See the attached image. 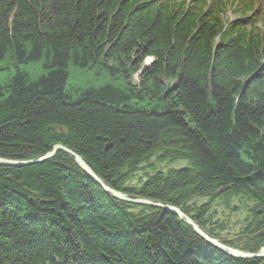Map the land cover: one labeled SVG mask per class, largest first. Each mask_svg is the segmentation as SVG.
<instances>
[{"label":"trees","instance_id":"trees-1","mask_svg":"<svg viewBox=\"0 0 264 264\" xmlns=\"http://www.w3.org/2000/svg\"><path fill=\"white\" fill-rule=\"evenodd\" d=\"M255 5L0 0V157L30 160L60 144L110 187L177 206L218 237L207 228L211 203L264 202V13ZM152 159L187 164L161 171ZM197 197L210 203L195 207ZM0 264L264 258L231 257L169 212L108 196L57 151L0 166Z\"/></svg>","mask_w":264,"mask_h":264},{"label":"water","instance_id":"water-1","mask_svg":"<svg viewBox=\"0 0 264 264\" xmlns=\"http://www.w3.org/2000/svg\"><path fill=\"white\" fill-rule=\"evenodd\" d=\"M57 151H62L69 155L73 162L90 178L92 179L104 193L109 195L112 198L120 200L122 202L133 204L137 206H147L156 209H161L166 212H169L177 217L178 221L186 224L198 237L204 240L208 245L216 248L217 250L235 258L243 259H254L264 257V247H261L256 252H246L240 249L234 248L224 242L219 238L209 234L204 228L197 224L190 216L185 214V212L172 204L162 201L150 200L147 198H142L127 192L115 190L107 186L99 176L90 168V166L85 162V160L77 153L71 151L70 149L60 145H53L52 149L34 159L30 160H14L8 158L0 157V166H22L27 164H33L38 162H43L47 159L52 158Z\"/></svg>","mask_w":264,"mask_h":264},{"label":"flooded vegetation","instance_id":"flooded-vegetation-1","mask_svg":"<svg viewBox=\"0 0 264 264\" xmlns=\"http://www.w3.org/2000/svg\"><path fill=\"white\" fill-rule=\"evenodd\" d=\"M227 207V210H231V215H240L241 218L237 219L235 225L241 227L236 234L231 235V227L228 226L226 220H216L214 223L209 222L211 230L218 235V238L224 243L236 247L241 250L256 252L258 249L264 246V202L256 201L251 197L243 204L242 208ZM241 211H244L242 213ZM207 219V217H205ZM207 225L209 224L206 222ZM222 234L226 236H222ZM222 236V238H221Z\"/></svg>","mask_w":264,"mask_h":264},{"label":"rangeland","instance_id":"rangeland-1","mask_svg":"<svg viewBox=\"0 0 264 264\" xmlns=\"http://www.w3.org/2000/svg\"><path fill=\"white\" fill-rule=\"evenodd\" d=\"M255 8L258 10H261V12L264 13V0H255ZM150 61V58H145L144 59V66L148 64V62ZM133 79L136 80V75L133 76ZM69 156V155H68ZM71 159V158H70ZM72 160V159H71ZM73 161V160H72ZM86 162V161H85ZM150 164H154L156 170H161V171H166L167 169L170 168H178V167H182L185 166L187 164V162L185 161H180V162H176V163H156L154 159H152L150 161ZM78 167V166H77ZM79 168V167H78ZM91 168V167H90ZM141 168H144L145 170V165H142ZM80 169V168H79ZM81 170V169H80ZM82 171V170H81ZM83 172V171H82ZM84 173V172H83ZM144 173V171H140L137 176H141ZM85 174V173H84ZM86 175V174H85ZM87 176V175H86ZM88 177V176H87ZM89 178V177H88ZM100 178V177H99ZM101 179V178H100ZM92 180V179H91ZM102 180V179H101ZM93 181V180H92ZM103 181V180H102ZM94 182V181H93ZM95 183V182H94ZM105 183V182H104ZM96 184V183H95ZM106 184V183H105ZM97 185V184H96ZM107 185V184H106ZM98 186V185H97ZM109 186V185H107ZM99 187V186H98ZM110 187V186H109ZM100 188V187H99ZM113 188V187H111ZM101 189V188H100ZM114 189V188H113ZM102 190V189H101ZM117 190V189H115ZM103 191V190H102ZM121 191V190H118ZM124 192V191H123ZM106 194V193H105ZM109 196V195H108ZM115 199V198H114ZM248 200L246 199H242L239 197H236L234 199L231 200L230 202V208L232 207H238V208H242L243 204H245ZM192 205H194L195 207H199L202 206L204 204H209L210 203V199L208 197H197L194 198L191 202ZM225 201L223 199H218L215 202L210 204V215L212 214V223H214L216 220H226L228 222V226L231 227V235L236 234L237 231H239L241 229V227H238L236 224L237 219L241 218V214L239 215H231L232 211L231 210H227V207L224 206ZM139 208H135L133 209L134 211H136ZM242 213H244V211H241ZM189 216V215H188ZM191 217V216H190ZM197 223V222H196ZM198 224V223H197ZM212 225L208 224L207 228H211ZM202 227V226H201ZM203 228V227H202ZM207 231V230H206ZM208 232V231H207ZM209 233V232H208ZM210 234V233H209ZM224 234H222L223 236ZM214 236V235H213ZM221 236V238H222ZM226 236V235H224ZM218 238V237H217ZM223 242V241H222ZM231 246V245H230ZM233 247V246H232ZM264 247V246H263ZM236 248V247H234ZM238 249V248H237ZM241 250V249H240ZM259 250V249H258ZM245 251V250H242ZM246 252H251V251H246ZM264 258V257H262ZM243 259V258H240Z\"/></svg>","mask_w":264,"mask_h":264},{"label":"bare ground","instance_id":"bare-ground-1","mask_svg":"<svg viewBox=\"0 0 264 264\" xmlns=\"http://www.w3.org/2000/svg\"><path fill=\"white\" fill-rule=\"evenodd\" d=\"M254 259H256V258H254Z\"/></svg>","mask_w":264,"mask_h":264}]
</instances>
